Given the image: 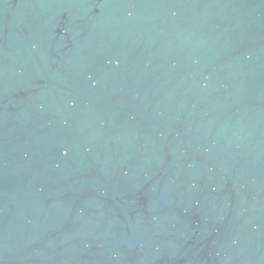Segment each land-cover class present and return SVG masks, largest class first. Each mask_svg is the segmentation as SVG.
Returning <instances> with one entry per match:
<instances>
[{"label":"water","instance_id":"95a60500","mask_svg":"<svg viewBox=\"0 0 264 264\" xmlns=\"http://www.w3.org/2000/svg\"><path fill=\"white\" fill-rule=\"evenodd\" d=\"M0 264H264V0H0Z\"/></svg>","mask_w":264,"mask_h":264},{"label":"snow or ice","instance_id":"6c2138e0","mask_svg":"<svg viewBox=\"0 0 264 264\" xmlns=\"http://www.w3.org/2000/svg\"><path fill=\"white\" fill-rule=\"evenodd\" d=\"M65 154H67V153H65Z\"/></svg>","mask_w":264,"mask_h":264}]
</instances>
